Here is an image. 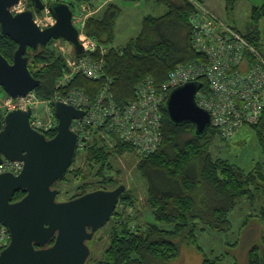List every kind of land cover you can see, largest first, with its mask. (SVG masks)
I'll return each instance as SVG.
<instances>
[{
	"label": "trees",
	"instance_id": "16d2710c",
	"mask_svg": "<svg viewBox=\"0 0 264 264\" xmlns=\"http://www.w3.org/2000/svg\"><path fill=\"white\" fill-rule=\"evenodd\" d=\"M138 1L108 0L100 11L89 17L85 28L87 34L110 47L106 54V72L113 79L112 89L120 104L135 97V89L145 77L151 76L161 84L178 64L201 58L190 43L189 17L196 10L190 0H154L164 5L166 12L159 16L146 15L136 37L125 45L113 46L117 20L124 11L121 2ZM239 1L224 0L225 8L232 11ZM250 18V31L246 34L239 31L264 55L260 43L264 0L260 6H253ZM51 46L48 43L37 51L28 48L27 53L29 69L40 81L35 92L41 98L51 97L55 80L66 66L65 60L56 55L55 48ZM16 48L17 43L0 29V52L11 63ZM32 60L35 64L46 65L34 70ZM198 81L203 89L207 87L204 79ZM101 85L102 81L95 82L83 76H78L72 83V86L84 88L91 96ZM244 127L252 129L264 155V119ZM194 129L192 123L172 122L164 104L161 145L155 152L138 159L137 163V168L149 179L147 205L155 222L142 226L135 220L132 206L137 199L130 190H126L119 202L127 211L115 209L116 225L110 245L103 257L91 264H169L180 256L182 244L201 250L196 237L199 225L229 230L231 222L228 216L239 200L246 198L253 202L257 194L264 195V158L250 170L221 158L214 159L209 147L217 136H224L212 124L203 135H196ZM55 135L56 132L46 134L47 138ZM131 150H134L131 145L118 138L112 146L99 137L93 143L89 142L85 151L80 152L89 173L82 175L81 167H73L74 159L62 179L76 182L77 176L81 175V183L77 186L79 193L71 199L90 191L107 189L108 184L116 187L123 184L115 182L107 173L114 168V155H125ZM25 194L26 191L20 189L13 200H19ZM254 217L262 223V234L260 242L248 250L246 264H264V203ZM168 224L173 226L167 227ZM90 260L91 257L87 264ZM201 264L224 263L221 256H204ZM235 264H239L238 261Z\"/></svg>",
	"mask_w": 264,
	"mask_h": 264
},
{
	"label": "built area",
	"instance_id": "2783aa9c",
	"mask_svg": "<svg viewBox=\"0 0 264 264\" xmlns=\"http://www.w3.org/2000/svg\"><path fill=\"white\" fill-rule=\"evenodd\" d=\"M196 10L190 15V43L201 58L178 64L168 78L158 84L145 77L135 89V97L127 103L116 101L113 79L107 75L106 54L109 45L85 31L89 17L95 15L107 0H42L44 8L37 11L31 0H20L11 7L16 14L33 10V19L40 29L56 24L50 7L65 3L73 11L72 24L79 31L84 54L69 59L62 74L55 80L51 97L41 98L35 89L27 95L0 97V113L31 110L33 129L43 134L57 133L59 119L55 104L62 102L83 110L84 116L73 119L71 130L77 135V151L84 152L93 135L112 146V138L132 146L138 159L155 152L161 145L163 106L172 89L190 81L204 79L206 88L196 93L197 103L211 115V124L230 138L242 127L264 119V55L235 27L211 11L203 2L190 0ZM78 76L102 81L94 95L84 88L72 86ZM46 104L45 115L37 109ZM24 162L3 158L0 174H19ZM10 243V232L0 222V252Z\"/></svg>",
	"mask_w": 264,
	"mask_h": 264
},
{
	"label": "water",
	"instance_id": "95a60500",
	"mask_svg": "<svg viewBox=\"0 0 264 264\" xmlns=\"http://www.w3.org/2000/svg\"><path fill=\"white\" fill-rule=\"evenodd\" d=\"M19 1L0 0V29L17 43L12 63L0 52V87L12 97L25 96L40 84L29 69L28 48L37 51L51 39L65 38L73 44L77 57L84 54L68 4L53 3L50 9L57 22L40 29L33 10L11 12ZM31 1L37 11L44 8L42 0ZM201 87L199 81L182 84L172 89L165 103L169 119L175 124H194L196 135L205 134L211 125L209 111L196 100ZM55 112L59 125L52 138L32 128L31 110L15 109L4 119L0 116V164L4 157L24 162L19 174H0V222L10 232V243L0 252V264H87L91 257L88 242L110 220L127 190L120 184L58 201L55 185L77 153L78 138L71 122L83 117L84 111L57 102ZM20 189L26 194L14 201Z\"/></svg>",
	"mask_w": 264,
	"mask_h": 264
},
{
	"label": "rangeland",
	"instance_id": "374dc122",
	"mask_svg": "<svg viewBox=\"0 0 264 264\" xmlns=\"http://www.w3.org/2000/svg\"><path fill=\"white\" fill-rule=\"evenodd\" d=\"M262 0H241L237 2L232 11L225 8L224 0H203V3L222 20L233 27H236L242 33L250 31L251 10L253 6L260 5ZM121 5L124 9L122 15L117 20L115 45L122 46L129 42L131 38L136 37L142 28L143 19L146 15L159 16L164 14L166 7L158 4L154 0H140L138 2H126ZM264 19L260 24L261 37L260 43L264 52ZM55 48L56 55L61 56L65 63L74 57L75 49L73 44L65 38L51 39L49 46ZM46 64H35L32 60V68L39 70ZM7 92L0 87V97L5 98ZM40 115H45L46 104L42 103L37 109ZM0 116L5 118V110H2ZM1 130V127H0ZM223 137V136H222ZM97 138L93 135L91 142ZM187 138V137H184ZM224 138V139H223ZM216 137L211 143L209 150L214 159H224L229 162L242 166L250 170L254 165L264 158L261 148L254 136V132L249 127H243L230 138ZM112 142L116 141L113 137ZM84 155L77 151L73 167H81L83 174H88L89 170L85 165ZM113 170L107 175L113 176L115 182L123 183L127 186V191L136 197V204L132 210L135 213V220L142 226L155 222L154 215L147 205V190L149 188V179L144 176L137 168V152L131 150L125 155H114L112 158ZM70 177V175H68ZM81 183V175L77 176L76 182L67 180L58 181L56 188L61 192L58 195V201L70 200L72 196L79 193L77 186ZM111 187V188H110ZM116 187L108 184L107 190ZM264 203V195L257 194L253 202L242 198L238 205L228 216L231 222L229 230H219L216 228L197 227L196 237L200 246V251L194 247L182 244L181 254L178 258L170 261L169 264H201L204 256H221L224 264H246V256L252 245L260 242L262 234V223L254 217V214ZM118 211H127L124 204H117ZM116 221L114 215L101 227L94 238L88 242L91 248V264L93 260L103 257L105 251L110 245L111 235L115 228ZM168 224L167 227H172Z\"/></svg>",
	"mask_w": 264,
	"mask_h": 264
},
{
	"label": "crops",
	"instance_id": "0c3cea01",
	"mask_svg": "<svg viewBox=\"0 0 264 264\" xmlns=\"http://www.w3.org/2000/svg\"><path fill=\"white\" fill-rule=\"evenodd\" d=\"M107 1H108V0H107ZM113 1H114V0H113ZM115 1H119V0H115ZM239 2H240V1H239ZM262 3H263V0L261 1V4H262ZM261 4H260V5H261ZM260 5H255V6H260ZM166 10H167V9H166ZM165 12H166V11H165ZM165 12H164V13H165ZM263 23H264V22H263ZM113 46H116V45H115V42L113 43Z\"/></svg>",
	"mask_w": 264,
	"mask_h": 264
}]
</instances>
